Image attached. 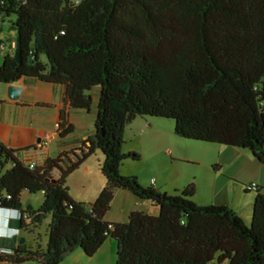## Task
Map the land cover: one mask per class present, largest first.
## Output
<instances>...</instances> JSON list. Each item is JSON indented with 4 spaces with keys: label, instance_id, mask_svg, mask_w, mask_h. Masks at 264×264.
<instances>
[{
    "label": "trees",
    "instance_id": "1",
    "mask_svg": "<svg viewBox=\"0 0 264 264\" xmlns=\"http://www.w3.org/2000/svg\"><path fill=\"white\" fill-rule=\"evenodd\" d=\"M0 20L15 34L12 47L0 41L1 85L62 86L76 111H89L97 93L93 133L77 150L31 169L30 148L0 143V210L10 226L31 235L49 220L44 249L17 243L0 261L64 264L110 238L115 264H264L263 187H254L247 224L228 206L195 204L192 191L168 195L119 174L124 160L138 159L121 152L137 117L172 120L177 137L246 151L264 166V0H0ZM58 126L60 138L73 130L64 111ZM97 153L105 186L87 206L70 197L66 179ZM115 191L157 215L107 223ZM23 192L41 195L37 209L22 206Z\"/></svg>",
    "mask_w": 264,
    "mask_h": 264
},
{
    "label": "rangeland",
    "instance_id": "2",
    "mask_svg": "<svg viewBox=\"0 0 264 264\" xmlns=\"http://www.w3.org/2000/svg\"><path fill=\"white\" fill-rule=\"evenodd\" d=\"M72 1L77 2L79 0ZM0 28V38L9 46L15 36L10 28V20H0ZM1 59L0 54V64ZM1 87L4 86L0 84ZM145 121L152 122L149 124ZM123 140L121 152L125 154L134 153L138 159L128 158L124 160L119 168V174L136 177L143 187H148L145 185L146 182L152 183L156 180L157 189L168 195H173L176 191L181 190L192 191L191 200L195 204L203 206L218 205L220 202H223V205H228V203H224L225 197L228 195L229 204L242 206L241 214L244 212L245 202L248 201L246 193H249L250 199L255 195V190L250 188L253 181L249 180L258 173L247 170V159L250 158L245 157H250L248 152L229 146L179 138L174 134V122L172 120L137 117L125 126ZM252 161L256 167L262 169L259 171L263 175L264 166L254 159ZM101 163L102 157L99 153L90 157L94 178H97V170H99ZM189 185L193 186V190L189 188ZM123 195L124 199L134 203L129 196ZM124 199L112 202L107 220L123 216L120 212L122 208H133L132 203L128 204L127 200ZM36 206L38 205L34 204V208H37ZM140 209L154 216L158 213V210L147 202L141 205ZM0 220L2 219L0 218ZM48 223L49 220L45 219L36 233L21 234L17 241L18 244L21 242L20 245L26 247H34L35 244L43 246ZM1 224L2 222L0 226ZM11 240L14 243L13 238ZM213 264L217 263L214 262Z\"/></svg>",
    "mask_w": 264,
    "mask_h": 264
},
{
    "label": "crops",
    "instance_id": "3",
    "mask_svg": "<svg viewBox=\"0 0 264 264\" xmlns=\"http://www.w3.org/2000/svg\"><path fill=\"white\" fill-rule=\"evenodd\" d=\"M0 41H2L1 38ZM13 41L9 43V47H12ZM0 54H2L1 51ZM3 86L4 87L0 88V143L4 147L14 151L30 148L31 152L35 153V149L37 148L38 144L43 141L46 136H49L47 146L42 151V157L52 160L64 153L77 150L81 142L86 141L87 138L93 133L94 121L97 113L96 92L92 93V104L89 111H76L70 109L68 105L65 104L64 88L62 86L44 84L34 79H20L16 84H13V86L21 89L18 99L14 101L9 100L6 96V89L10 85ZM61 111H64L65 113L66 124L71 125L73 129L69 135L63 138L58 136L55 128V125L59 122ZM145 122L149 123L152 121ZM35 156L36 155H27L23 157L24 163L28 164L29 162L33 161ZM90 157L83 161L78 166V168L66 179V185L68 187L70 197L75 202L82 203L87 206L96 200L98 194L105 186V179L101 175L100 168L97 170V178H94V173L90 165ZM245 158H250L247 159V170L253 171L254 173L257 171L258 173L254 177L250 178L249 181H253L252 184H254L256 187L264 188V173L261 175L262 173L259 171L262 169L256 167V165H254L255 163H252L253 158L251 156ZM256 168L259 169L257 170ZM59 175L60 173L57 169L52 170L51 177L53 179H58ZM145 185L148 187L152 186L154 188L158 187L156 180H154L153 185L151 182H146ZM123 194H126L134 201V203L131 201L133 208H122L120 212L123 214V216L120 218L115 217V219L112 220L106 219L107 213L104 217V220L107 223H123V221L125 222L128 218V215L133 211H141L149 215H153L145 210L140 209L141 205H144L145 202L137 200L125 191H115L112 202L114 200L124 199ZM246 194L248 201H246L244 204L245 206H243L245 208L243 212L244 216H242L243 214L240 213L242 212L241 205L235 206L233 204H229L230 198L228 195L225 197L224 201V203H228V205H223V202H220L218 205L232 208L245 222H249L251 219L252 200L254 199V196L252 199H250L249 193ZM124 200H127L126 202L131 204L128 199ZM20 201L23 207L30 206L33 209H37L41 203V195H29L26 192H23L21 194ZM34 204L38 205L36 206L37 208H34ZM6 217H11V215L9 213L0 212L1 219ZM1 222V226H3L4 221L0 220V223ZM21 234L23 235L24 233L20 232L18 234L16 237V243H12V238L0 239V249H8L11 246L17 245V241L21 237ZM46 240L47 234H45L44 245H40L41 249L45 248ZM115 249L116 245L114 240L107 238L92 257H87L83 254V252L76 250L67 258H65L63 263L115 264ZM8 254L13 253L9 252ZM0 264L10 263L5 260L0 261ZM24 264L38 263L28 262Z\"/></svg>",
    "mask_w": 264,
    "mask_h": 264
},
{
    "label": "clouds",
    "instance_id": "4",
    "mask_svg": "<svg viewBox=\"0 0 264 264\" xmlns=\"http://www.w3.org/2000/svg\"><path fill=\"white\" fill-rule=\"evenodd\" d=\"M2 211H4V210H0V212H2ZM5 213H7V212H5ZM12 214H13V218L19 217V214L16 211H13ZM2 220L4 222H3V226H0V239H2V238L11 239V238H13V236L17 237L18 234L20 233V231L18 229H15V228L10 226L11 217L2 218ZM9 252L10 251L0 249V254H2V253L8 254Z\"/></svg>",
    "mask_w": 264,
    "mask_h": 264
},
{
    "label": "built area",
    "instance_id": "5",
    "mask_svg": "<svg viewBox=\"0 0 264 264\" xmlns=\"http://www.w3.org/2000/svg\"><path fill=\"white\" fill-rule=\"evenodd\" d=\"M3 49H4L3 45H0V50H3ZM58 127L59 126L57 123L55 125L56 131L58 130ZM48 140H49V136H46V138L38 144L37 148L35 149V153H32L31 150H29L27 152V155H31V156L36 155L34 160L27 164L29 168L32 169L38 165H41L46 160L45 158L42 157V151L47 146ZM152 183H154V182L152 181ZM254 187H256L254 184L250 186V188H253V189H254Z\"/></svg>",
    "mask_w": 264,
    "mask_h": 264
},
{
    "label": "water",
    "instance_id": "6",
    "mask_svg": "<svg viewBox=\"0 0 264 264\" xmlns=\"http://www.w3.org/2000/svg\"><path fill=\"white\" fill-rule=\"evenodd\" d=\"M16 59H17V61L19 60L18 55L16 56ZM20 93H21V89L18 87H15L13 85L8 86L6 89V96L9 100H12V101L17 100ZM52 181L55 182L56 180L52 179ZM16 240H17L16 236H13L14 243L16 242ZM20 243H19V245H20Z\"/></svg>",
    "mask_w": 264,
    "mask_h": 264
}]
</instances>
